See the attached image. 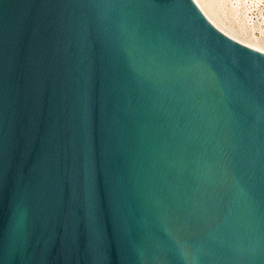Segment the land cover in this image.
I'll use <instances>...</instances> for the list:
<instances>
[{"label": "water", "instance_id": "1", "mask_svg": "<svg viewBox=\"0 0 264 264\" xmlns=\"http://www.w3.org/2000/svg\"><path fill=\"white\" fill-rule=\"evenodd\" d=\"M0 264H264V53L193 0H0Z\"/></svg>", "mask_w": 264, "mask_h": 264}, {"label": "rangeland", "instance_id": "2", "mask_svg": "<svg viewBox=\"0 0 264 264\" xmlns=\"http://www.w3.org/2000/svg\"><path fill=\"white\" fill-rule=\"evenodd\" d=\"M196 3L220 32L240 44L264 51V0H196Z\"/></svg>", "mask_w": 264, "mask_h": 264}, {"label": "bare ground", "instance_id": "3", "mask_svg": "<svg viewBox=\"0 0 264 264\" xmlns=\"http://www.w3.org/2000/svg\"><path fill=\"white\" fill-rule=\"evenodd\" d=\"M194 1V3L195 4H197L196 3V0H193ZM198 5V4H197ZM200 8V7H199ZM208 18V17H207ZM208 21H210L211 23H212V21L210 20V19H208ZM213 24V23H212ZM213 26L214 27H216L214 24H213ZM217 28V27H216ZM228 36V35H227ZM231 38V37H230ZM234 40V39H233ZM238 42V41H237ZM244 45V44H243ZM245 46H247V47H249V48H251V49H254V50H256V51H259V52H262V53H264V51H262V50H259V49H257V48H255V47H251V46H248V45H245Z\"/></svg>", "mask_w": 264, "mask_h": 264}]
</instances>
